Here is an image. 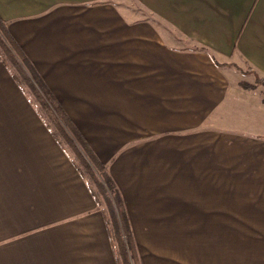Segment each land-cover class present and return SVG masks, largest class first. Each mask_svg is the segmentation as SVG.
Returning <instances> with one entry per match:
<instances>
[{"label": "crops", "instance_id": "crops-1", "mask_svg": "<svg viewBox=\"0 0 264 264\" xmlns=\"http://www.w3.org/2000/svg\"><path fill=\"white\" fill-rule=\"evenodd\" d=\"M0 20L116 185L137 264H264V90L240 87L264 79V0H0ZM26 87L0 61V264H120Z\"/></svg>", "mask_w": 264, "mask_h": 264}, {"label": "trees", "instance_id": "trees-1", "mask_svg": "<svg viewBox=\"0 0 264 264\" xmlns=\"http://www.w3.org/2000/svg\"><path fill=\"white\" fill-rule=\"evenodd\" d=\"M7 44L11 47L13 53L21 58L24 64L27 66L31 77V80L28 81L27 85L30 87V91L38 100L42 109L45 110L47 117L50 118L51 122L56 124L54 129L52 128L54 131V136L59 141L60 136H62L67 141V144L73 149V151L77 155V159L80 160L82 166L85 168L86 174L89 176V178L87 179L86 175H84V173L78 166L76 160L72 158L74 165L76 166L80 175H82V177L87 180L88 184L89 181H93L98 189L99 194L104 198L109 209L108 217L104 212L106 217V224L108 226L113 244L114 240L117 243L118 260L120 261L121 258L122 264H137L135 246L129 227V222L127 220L122 198L116 188V185L106 172L103 164L98 161V159L90 150L82 136L78 133L70 119L65 115L59 104L54 100L50 92L47 90L43 81L33 69L31 63L27 60L20 47L16 44L14 39L9 34L6 25L0 20V49L2 51L0 54V61L8 68V64L13 63V54ZM11 75L18 84H24L18 81L16 76H14L13 74ZM240 87L247 90L253 89L243 82L240 83ZM52 111L56 113L57 117H54L53 114H50V112L52 113ZM64 127H66L68 131L73 135L74 139L77 141L81 149H83V152L86 154V156H88V158L92 162V165L94 166V169L99 173L101 180L96 179L94 175V169H92L84 160H82V156L74 147L75 145L72 143L71 139L67 136V132L64 130ZM60 143L62 142L60 141ZM92 191L96 200H98L97 195L95 194L93 189Z\"/></svg>", "mask_w": 264, "mask_h": 264}, {"label": "rangeland", "instance_id": "rangeland-1", "mask_svg": "<svg viewBox=\"0 0 264 264\" xmlns=\"http://www.w3.org/2000/svg\"><path fill=\"white\" fill-rule=\"evenodd\" d=\"M144 15L150 16L149 11H148V13L144 12ZM149 18L150 17H148L147 19H149ZM7 46L10 48V50H11V52L13 54V63H9L8 64V68H9L10 73L13 74L14 76H16L18 81H20L21 83H24L25 85H27L28 81L31 80L30 73H29V71L27 69V66L24 64V62H23V60L21 58H19L18 56H16L13 53L11 47L8 44H7ZM1 52L2 51L0 49V54H1ZM246 76H251V82L248 81V79H247V81L243 82V83H245V84H247V86H250L251 88H253L251 90H254V89L264 90V80H263V78H258L256 76H252L251 73H249L248 71H246ZM27 87L30 89V87L28 85H27ZM27 87H26V89L29 90ZM31 96L35 100L34 103H35L36 107L38 108V110H40L41 112H45V110H43L41 105L39 104L38 100L33 96L32 92H31ZM48 116H49V114H48ZM47 119H48L49 125L54 129L56 124L51 122L49 117H47ZM61 124H62V122H61ZM64 130L67 132V136L71 139L72 143L75 145V146L74 145L73 146L76 148V150L82 156V160H84L92 169H94V166L92 165V162L90 161L88 156H86V154L83 152V149H81V147L79 146L77 141L74 139L73 135L68 131V129L66 127H64ZM60 141L65 146V148L68 150V152L70 153L72 158L76 160V162L78 163V166L80 167L81 171L84 173V175H86V177L88 179L89 176L86 174V170L82 166V163L80 162V160L77 159L76 153L67 144V141L62 136H60ZM94 171H95L94 175H95L96 179L101 180V178L99 176V173L95 169H94ZM89 184L91 185L92 189L94 190L95 194L97 195V198H98L99 202L101 203L102 208H103L104 212L106 213V215L108 217L109 209H108V207L106 205V202H105L104 198L99 194L98 189H97V187H96V185H95V183L93 181H89ZM114 239H115V237H114ZM114 247L116 249V254L118 255L117 243H116L115 240H114ZM120 264H122L121 258H120Z\"/></svg>", "mask_w": 264, "mask_h": 264}]
</instances>
